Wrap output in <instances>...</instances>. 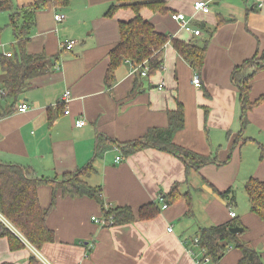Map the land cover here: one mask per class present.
<instances>
[{"label":"crops","instance_id":"obj_1","mask_svg":"<svg viewBox=\"0 0 264 264\" xmlns=\"http://www.w3.org/2000/svg\"><path fill=\"white\" fill-rule=\"evenodd\" d=\"M34 1L11 0L14 8ZM162 1L165 13L142 8L140 16L158 33L206 48L201 87L194 88L192 69L170 42L161 53V71L135 80L132 65L124 61L107 87L104 79L109 53L120 39L119 23L130 20L132 12L120 9L108 16L114 0H71L61 11L51 6L41 9L35 13L24 50L56 61L51 71L29 82L15 105L10 100L0 102V112L11 110L0 117V163L19 165L37 178L61 182L93 160L99 136L126 143L149 128H165L167 113L177 103L183 107L184 127L174 135V144L211 161L187 172L186 162L170 153L144 148L124 158L113 148L93 161L95 173L85 182L101 191L106 210L128 207L134 221L100 227L91 221L102 218L94 200L63 197L57 190L55 207L46 219L54 241L38 252L9 227L26 247L10 251L7 239L0 238V264H29L32 254L49 264H194L187 249L199 252L191 243L197 231L233 220L246 228L240 240L264 264V221L250 212L244 192L250 178L264 183V161L259 159V148H264V70L250 82L248 101L263 100L246 113L243 130L240 94L231 80L236 66L264 53V0ZM197 1L205 2L209 12H194ZM174 13L191 18L192 28L200 34L182 30L171 19ZM10 14L0 11V57L15 55L17 48ZM56 14L65 19L55 22ZM67 40L76 43L70 51H62L60 44ZM1 76L0 69V80ZM66 90L70 100L64 114L58 104ZM20 103L26 104V112L17 111ZM78 120L84 126L77 128ZM176 184L178 194L191 199L189 218L185 199L162 209L159 199L166 198ZM228 189L234 194L231 204L219 195ZM37 196L40 207L48 208L51 188L39 186ZM148 206L154 207L155 214L139 219ZM241 258V251L232 248L218 264H238Z\"/></svg>","mask_w":264,"mask_h":264},{"label":"trees","instance_id":"obj_2","mask_svg":"<svg viewBox=\"0 0 264 264\" xmlns=\"http://www.w3.org/2000/svg\"><path fill=\"white\" fill-rule=\"evenodd\" d=\"M71 0H36L26 7L14 8L11 0H0V11H10L9 26L13 29L16 38L15 55L0 57V102L10 100L15 105L19 95L29 86V82L37 77L43 76L51 71L56 61L46 57L44 53L28 55L24 46L28 41L30 30L34 24L36 11L49 6L57 11L67 8ZM147 8L153 13L163 14L166 7L162 0H114L107 15H112L120 9H129L133 16L128 21L119 23V42L109 53L110 64L105 75V85L110 87L114 82V71L124 61H128L133 67L147 64L146 77H150L162 69L161 53L165 45L170 42L175 52L189 65L193 72L200 77L204 63L206 48L190 43L174 40L169 35L158 33L153 25L140 16V10ZM205 25H200L204 29ZM264 70V53L258 57L246 59L236 66L231 73V80L238 88L240 94V122L241 130L246 124V113L261 103L259 99L254 103L248 101L250 82L254 76ZM140 70L134 73L135 80ZM263 102V101H262ZM58 108L64 111V105L58 104ZM11 110L0 112V117L8 115ZM168 125L165 128H149L146 133L131 142L120 143L109 138L99 136L96 142L94 158L85 167L67 176L61 182L55 179L37 178L32 171L19 165L0 163V216L36 251L46 243L54 241V233L46 226V219L50 211L55 207L56 191L60 190L63 197L72 199L87 197L95 201L101 209L102 217L111 216L112 226L128 224L134 221V216L128 207L105 209L101 191L90 187L85 179L95 173L92 166L93 161L101 159L103 155L116 148L127 158L144 148H152L172 155L181 157L187 164L189 170H198L207 165L211 160L208 157L190 152L173 142L174 135L183 129V107L177 103L174 111L168 112ZM259 159L264 161V148H259ZM47 185L52 190L51 202L48 208L40 207L37 196V188ZM177 186L173 185L168 195L163 197L165 204H173L178 199H185L188 207L186 217L191 216V199L188 194L180 195ZM244 192L249 202V210L264 221V183L250 178L244 185ZM219 195L230 204L233 202L234 194L231 189L220 192ZM167 206V205H166ZM152 206L140 211L139 219H148L155 214ZM241 228V232L233 234L230 229ZM246 228L241 226L238 220H233L218 226L200 228L196 237L199 246L205 249L206 256L210 258L211 264H218L222 256L230 249H239L242 258L238 264H261L257 252L249 248L240 237L246 233ZM0 238H6L10 251L22 250L25 243L15 236L8 226L0 221ZM9 264V263H3ZM29 264H42L39 258L32 254Z\"/></svg>","mask_w":264,"mask_h":264},{"label":"built area","instance_id":"obj_3","mask_svg":"<svg viewBox=\"0 0 264 264\" xmlns=\"http://www.w3.org/2000/svg\"><path fill=\"white\" fill-rule=\"evenodd\" d=\"M193 10L194 12H202L204 14L209 12V8L206 5L205 2L202 1H197L194 2L193 4ZM65 19V16L63 14H56L54 15V20L55 22H62ZM171 19L173 21H175L176 23L179 24L180 28L186 32H191L194 36H198L200 34V31L198 29H193L190 22H191V18H186L185 15L181 14V13H174L171 14ZM75 41L74 40H67L64 41L63 43L60 44V49L62 51H70L73 46L75 45ZM133 67V66H132ZM140 70L139 76L140 77H146V73H147V64L143 63L141 66L139 67H133V72H138ZM193 76L191 79V83L194 86V88L199 89L201 87V82H200V77L198 76L197 73L193 72ZM159 89H161V86L159 87ZM70 98V92L69 91H65L61 97V104L64 105V107L67 106V104L69 103V99ZM28 109V107L26 106L25 103H20L19 105H17V111L20 113H24L26 112ZM64 114H67V110L65 109ZM85 122L83 120H78L75 123V126L77 128H80L82 126H84ZM116 163L120 162V158H117ZM160 202L163 203L162 205V209H166L167 206L166 204H164L163 199H159ZM230 217L234 218L235 214L234 213H230ZM0 221L3 222L2 217L0 216ZM91 221L95 224H97L100 227H108V226H112V218L111 216H107V217H102V218H95L92 217ZM7 224V223H6ZM172 230L169 229V232H171ZM192 246L196 247L198 249V253L194 252L192 250V248H188V253L193 257L194 260V264H211L210 262V258L208 256H206V251L204 248L199 246V240L197 237L193 238L192 241ZM35 253V252H34ZM38 257V256H37ZM39 258V257H38ZM40 262L42 264H49L48 262H46L45 260L39 258Z\"/></svg>","mask_w":264,"mask_h":264},{"label":"water","instance_id":"obj_4","mask_svg":"<svg viewBox=\"0 0 264 264\" xmlns=\"http://www.w3.org/2000/svg\"><path fill=\"white\" fill-rule=\"evenodd\" d=\"M230 231H231L233 234H237V233H240V232H241V228H233V229H230Z\"/></svg>","mask_w":264,"mask_h":264},{"label":"rangeland","instance_id":"obj_5","mask_svg":"<svg viewBox=\"0 0 264 264\" xmlns=\"http://www.w3.org/2000/svg\"><path fill=\"white\" fill-rule=\"evenodd\" d=\"M210 7H214V5H213V3H211L210 4ZM122 159V158H121ZM235 210V209H234ZM2 217V216H1ZM3 219V224H5L6 226H8V227H11L5 220H4V218H2ZM7 223V224H6Z\"/></svg>","mask_w":264,"mask_h":264}]
</instances>
